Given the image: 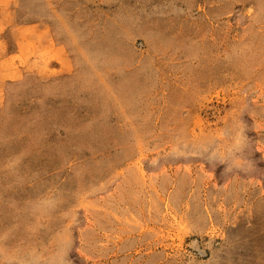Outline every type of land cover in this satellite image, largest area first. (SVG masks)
Masks as SVG:
<instances>
[{
	"label": "rangeland",
	"instance_id": "obj_1",
	"mask_svg": "<svg viewBox=\"0 0 264 264\" xmlns=\"http://www.w3.org/2000/svg\"><path fill=\"white\" fill-rule=\"evenodd\" d=\"M0 264H264V0H0Z\"/></svg>",
	"mask_w": 264,
	"mask_h": 264
}]
</instances>
